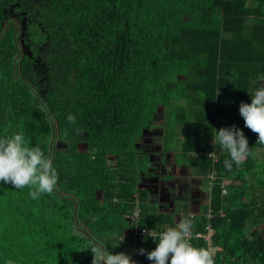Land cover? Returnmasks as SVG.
I'll list each match as a JSON object with an SVG mask.
<instances>
[{
    "label": "trees",
    "instance_id": "16d2710c",
    "mask_svg": "<svg viewBox=\"0 0 264 264\" xmlns=\"http://www.w3.org/2000/svg\"><path fill=\"white\" fill-rule=\"evenodd\" d=\"M261 80L264 0H0V138L22 133L59 174L37 199L0 182V264H92L95 242L151 264L137 250L158 242L135 235V204L137 228L176 224L139 187L151 160L138 142L158 105L177 159L215 173L192 243L207 247L195 234L209 224L214 264H264V144L239 113ZM232 125L253 154L227 170L213 137Z\"/></svg>",
    "mask_w": 264,
    "mask_h": 264
},
{
    "label": "clouds",
    "instance_id": "9594fccd",
    "mask_svg": "<svg viewBox=\"0 0 264 264\" xmlns=\"http://www.w3.org/2000/svg\"><path fill=\"white\" fill-rule=\"evenodd\" d=\"M251 103L241 102L239 113L244 125L258 134L257 142L264 144V85L258 87L251 96ZM69 123L75 124L76 117L68 114ZM219 143L227 150L230 159L224 161V167L231 170L233 162L240 165L252 155L248 138L236 125L221 127L213 137V144ZM214 159L215 153L210 152ZM59 174L53 165L51 155H45L39 147H29L22 133L0 138V182L11 184L17 189L29 188V196L37 199L41 194H51L57 188ZM177 220L174 227L157 235L145 230V235L157 241L156 247L147 251H137L147 255L151 264H214V252L207 247H197L192 243L194 223L191 217ZM123 240V239H122ZM93 254L92 264H136V261L124 252L113 253L103 242H95L90 247Z\"/></svg>",
    "mask_w": 264,
    "mask_h": 264
},
{
    "label": "crops",
    "instance_id": "0c3cea01",
    "mask_svg": "<svg viewBox=\"0 0 264 264\" xmlns=\"http://www.w3.org/2000/svg\"><path fill=\"white\" fill-rule=\"evenodd\" d=\"M142 150L149 154L151 161L150 167L146 166L141 171L139 187L148 191L147 201L158 211L171 212L173 221L177 222L181 218V213L183 218H189L198 213L203 205L208 204L210 186L207 178L195 174L191 166L179 161L174 150L165 152L164 156L168 154V159H171L163 160L162 165L166 171L160 172V175H157L158 171L154 170L156 165L162 162L158 155L159 151L148 147H143ZM152 164L155 166L153 167ZM150 170L155 173L148 176L147 172ZM179 190H183L182 193H177ZM180 206L185 208L180 210ZM257 231L262 232V237L264 236L262 229Z\"/></svg>",
    "mask_w": 264,
    "mask_h": 264
},
{
    "label": "rangeland",
    "instance_id": "374dc122",
    "mask_svg": "<svg viewBox=\"0 0 264 264\" xmlns=\"http://www.w3.org/2000/svg\"><path fill=\"white\" fill-rule=\"evenodd\" d=\"M260 83H264V80H261ZM161 120H162V107H161V105H158L156 113L154 115L155 126L147 129L142 134V137H141V139H139V142H138L142 148L148 147L150 149H156L159 151L158 155L160 156V159L162 162H159L154 169L156 172L158 171L157 175H160L161 173H165V171H166V168L162 165V163H164L163 160L167 159V161H168L171 159V158L168 159V157H169L168 154L166 156H164L165 152L173 151V150L176 152L175 145H174V143L176 142V138H174V140L172 142H168L167 138L162 137L164 135V133L162 131V127L160 126ZM171 155L173 156V154H171ZM108 161H109V169L112 170L113 166H114V158L112 156H109ZM160 163L162 166L160 165ZM152 166L154 167L155 165L152 164ZM149 167H150V165H149ZM153 173H155V172L150 170L147 172V175L149 176ZM182 191L183 190H179V191H177V193L179 192V194H180V193H182ZM97 196L100 197V191L97 192ZM182 208H185V207L180 206V210H182ZM68 212H70L69 207H68ZM250 231H251V228L249 226H247L246 232L249 233ZM73 234L75 236H78V237L81 236L79 233H76L74 231H73ZM135 235L138 236L137 234H135ZM259 236H262V232H259ZM244 264H252V263H244Z\"/></svg>",
    "mask_w": 264,
    "mask_h": 264
},
{
    "label": "built area",
    "instance_id": "2783aa9c",
    "mask_svg": "<svg viewBox=\"0 0 264 264\" xmlns=\"http://www.w3.org/2000/svg\"><path fill=\"white\" fill-rule=\"evenodd\" d=\"M215 159H216V154H215V158L212 159V160L214 161ZM214 179H215V173H214V170H211V171H209L207 173V180H208V185L209 186L212 185V182L214 181ZM221 194H225L224 181L221 182ZM205 216L207 218L210 217V209L209 208H207V210L205 212ZM138 218H139V207H138L137 204H135V206L133 208V211L131 213L130 222L134 223V227L133 228H134L135 233L138 236H146L145 235V230L147 228H137L136 225H135V222L137 221ZM205 228H206V232L205 233H197V234H195V236L203 238L206 241L207 248H210L215 254V252L217 250H220V248L212 245L211 236L213 235L214 230L211 228V226L209 224H207ZM147 230H150L151 232L155 233L157 235V237L159 236L160 233L165 231V230H160L159 231V230H155V229H147ZM147 237H149V236H147Z\"/></svg>",
    "mask_w": 264,
    "mask_h": 264
},
{
    "label": "flooded vegetation",
    "instance_id": "af4514ba",
    "mask_svg": "<svg viewBox=\"0 0 264 264\" xmlns=\"http://www.w3.org/2000/svg\"><path fill=\"white\" fill-rule=\"evenodd\" d=\"M9 11H11V9H9ZM15 24H16V22H15ZM9 25H11V22H9L6 26H5V29H7V28H9ZM21 28H22V31L19 33V36L20 35H23L24 34V31H23V26H24V23H22V25H20V24H18ZM16 26H17V24H16ZM18 30V29H17ZM19 40H21V39H19ZM22 42V41H21Z\"/></svg>",
    "mask_w": 264,
    "mask_h": 264
}]
</instances>
